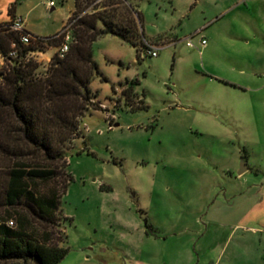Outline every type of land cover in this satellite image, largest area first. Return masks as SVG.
Masks as SVG:
<instances>
[{
    "label": "rangeland",
    "instance_id": "1",
    "mask_svg": "<svg viewBox=\"0 0 264 264\" xmlns=\"http://www.w3.org/2000/svg\"><path fill=\"white\" fill-rule=\"evenodd\" d=\"M18 2V17L41 38L63 32L74 9V0H56L54 9L45 0ZM130 2L140 14L145 38H133L131 44L102 35L93 42V59L101 72L91 83L95 104L80 120L79 138L66 144L68 168L59 167L60 174L47 188L62 190L67 172L72 181L61 194L52 226L35 220L30 226L37 238L51 235V244L68 250L59 264L161 263L164 244L157 238L191 226L200 202L190 196L203 193L209 179L223 181L220 165L228 159L215 129L240 124L219 116V99L225 96L220 81L233 73L237 61L249 65L261 60L259 42L243 31L250 27L243 14L234 10L222 16L230 0ZM145 40L159 48L157 57L147 55ZM50 55L32 57L42 66L39 72H46ZM5 69L6 64L0 77ZM225 106L248 113L243 105ZM256 109L260 135L233 138L237 143L249 139L258 149L264 145V105ZM108 117L114 118L112 126ZM11 221L17 227V218Z\"/></svg>",
    "mask_w": 264,
    "mask_h": 264
},
{
    "label": "trees",
    "instance_id": "2",
    "mask_svg": "<svg viewBox=\"0 0 264 264\" xmlns=\"http://www.w3.org/2000/svg\"><path fill=\"white\" fill-rule=\"evenodd\" d=\"M140 22L130 0H74L70 50L64 59L56 54L45 73L31 54L56 47L63 34L41 38L12 31L10 22L0 25V52L6 60L0 77V262L59 264L67 256V249L50 243L51 235L37 238L30 226L32 220L52 226L72 181L67 172L62 190L47 188L59 167L68 168L66 144L79 138L80 120L95 104L91 83L101 72L93 42L114 35L135 44L133 38H145ZM24 34L35 41L24 44ZM14 45L16 58L9 55Z\"/></svg>",
    "mask_w": 264,
    "mask_h": 264
},
{
    "label": "crops",
    "instance_id": "3",
    "mask_svg": "<svg viewBox=\"0 0 264 264\" xmlns=\"http://www.w3.org/2000/svg\"><path fill=\"white\" fill-rule=\"evenodd\" d=\"M230 1L228 6L222 7V16L234 10L243 14L242 20L250 25L243 31L259 42L258 47L261 48L257 50V55L261 56V60L255 58L249 65H241L237 61L231 67L233 73L223 76L220 81L219 89L225 90V96L219 99V104L223 105L219 116L226 122L240 124V128L236 129H215L224 148L223 155L226 154L228 159L220 165L225 169L223 181L222 178L209 179V186L204 188L203 193L190 196V200L200 202L199 210L193 211L196 218L191 226H180L178 230L166 232L163 239L157 238L164 244L160 264H264V145L259 144L256 149L249 139H240L237 143L233 138L260 135L256 106L264 105V0ZM18 3V0H0V25L18 17ZM45 4L48 7L46 0ZM24 25L25 30L30 32L25 21ZM234 48V55L240 57V50L236 45ZM53 49L56 51L50 55ZM57 49L50 47L44 52L32 53L31 57L50 55L47 59L50 63ZM259 61L261 64L257 65ZM47 63L45 70L49 66ZM5 64L6 60L0 52V68ZM225 104L243 105L248 113L237 114ZM243 117L248 121H244ZM228 143L231 144L230 149ZM242 168L246 170L239 175ZM200 215H204L201 221Z\"/></svg>",
    "mask_w": 264,
    "mask_h": 264
},
{
    "label": "built area",
    "instance_id": "4",
    "mask_svg": "<svg viewBox=\"0 0 264 264\" xmlns=\"http://www.w3.org/2000/svg\"><path fill=\"white\" fill-rule=\"evenodd\" d=\"M46 3L48 7L54 8L56 6V0H46ZM71 24H69L61 34H63V42L57 49V55L59 58L64 59L66 55L68 54L70 50V45L73 41V36L71 34L70 30ZM10 29L14 32L23 33L25 31V25L24 21L21 18L14 17L12 21L10 22ZM35 41V38L31 36L30 34H24L22 35V42L26 45L32 44V42ZM207 44L206 40H202L201 45L205 46ZM188 46L195 47V44L192 41L188 42ZM145 47L147 55L157 57L159 55V48L154 47L151 45L148 41L145 40ZM10 57L16 58L18 55L16 46H13V49L10 51ZM110 125H113L114 118H109ZM10 225H13V222L9 223Z\"/></svg>",
    "mask_w": 264,
    "mask_h": 264
},
{
    "label": "water",
    "instance_id": "5",
    "mask_svg": "<svg viewBox=\"0 0 264 264\" xmlns=\"http://www.w3.org/2000/svg\"><path fill=\"white\" fill-rule=\"evenodd\" d=\"M245 170H246L245 168H242V170H241V171H239V173H238V174H239V175H240V174H242V173H243Z\"/></svg>",
    "mask_w": 264,
    "mask_h": 264
}]
</instances>
